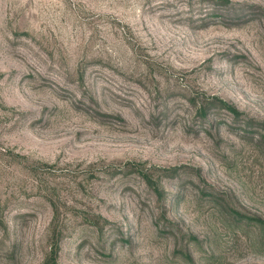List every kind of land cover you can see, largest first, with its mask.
Returning <instances> with one entry per match:
<instances>
[{
	"label": "rangeland",
	"instance_id": "rangeland-1",
	"mask_svg": "<svg viewBox=\"0 0 264 264\" xmlns=\"http://www.w3.org/2000/svg\"><path fill=\"white\" fill-rule=\"evenodd\" d=\"M222 3L0 0V264H264V0Z\"/></svg>",
	"mask_w": 264,
	"mask_h": 264
},
{
	"label": "trees",
	"instance_id": "trees-1",
	"mask_svg": "<svg viewBox=\"0 0 264 264\" xmlns=\"http://www.w3.org/2000/svg\"><path fill=\"white\" fill-rule=\"evenodd\" d=\"M215 0H211V2L213 3ZM218 2H223L222 4H228V0H216ZM210 100H214V102L210 101ZM215 105H218V106H221V107H225L227 108L229 111H231V113H233L234 116H240V113L239 111L232 105L224 102L222 99H217L215 97H211V98H208L206 99V101L199 107V111H200V114L202 115H206L207 114V110ZM145 177H146V180L151 184L152 187H155V189L157 190L158 194L161 196L162 193L160 191V188H159V185L158 183L152 181L149 176L145 175L144 173H142ZM230 212L238 217V218H247L249 220H255V221H258L259 219L257 218H254L253 216H248V215H244L242 214L240 211H237V210H234V209H230ZM259 222V221H258ZM51 261L53 262H50L52 264H56L54 263V259H52Z\"/></svg>",
	"mask_w": 264,
	"mask_h": 264
}]
</instances>
